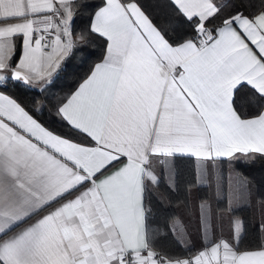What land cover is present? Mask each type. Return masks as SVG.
Listing matches in <instances>:
<instances>
[{"label": "snow or ice", "instance_id": "snow-or-ice-1", "mask_svg": "<svg viewBox=\"0 0 264 264\" xmlns=\"http://www.w3.org/2000/svg\"><path fill=\"white\" fill-rule=\"evenodd\" d=\"M165 2L168 27L141 0L95 6L91 31L106 54L56 110L81 139L0 93V264H264V241L244 250L220 238L187 258L160 256L149 242L154 160L174 174L180 157L264 156V0L255 14L226 16L217 0ZM72 18V0H0V72L51 83L74 47ZM184 24L191 31H178ZM233 223L238 238L242 222Z\"/></svg>", "mask_w": 264, "mask_h": 264}, {"label": "trees", "instance_id": "trees-1", "mask_svg": "<svg viewBox=\"0 0 264 264\" xmlns=\"http://www.w3.org/2000/svg\"><path fill=\"white\" fill-rule=\"evenodd\" d=\"M141 2L148 5L147 10L159 26H169L168 17L171 13L166 7L165 0H141ZM98 3L99 0L72 1L74 17L72 19L71 32L73 35L78 36V42L74 44L70 55L64 60V65L60 68L58 74L49 83L52 86L50 90L29 88L16 80L6 81L5 87H3L50 130L76 139H78L77 135L57 115L56 110L61 99L65 98L75 87L76 83L88 74L92 65L101 59L105 40L89 29L90 17ZM226 3L233 7L232 12L240 9L246 15H252L261 10V0H227ZM219 22L220 19L213 21L214 24ZM178 31H191V29L190 26L184 24ZM169 34L172 39L176 38V33L170 31ZM18 56L19 47L17 46L9 61L11 66L15 64ZM242 111L248 117L254 116L256 112L255 108L249 109L247 106ZM181 160L182 183L186 189L189 186L188 179L191 177L190 185L194 181V161L190 157H182ZM221 163L222 171L228 170L227 172L233 174H241L247 184H250L254 198L261 201L264 206V156L253 153L235 154L234 157H228L222 160ZM158 180L159 183L154 184L153 188L147 187L145 192L144 204L147 209L145 225L148 239L154 249L164 257L184 258L193 254L195 250L191 246L181 244L173 235L169 226L170 221L176 215L175 206L179 199L174 190L161 178ZM197 188L198 199H203L205 193L201 192L205 188L201 186ZM220 203H218V206H220ZM230 214L238 216L242 222L241 234L238 238L240 248L248 247L249 236L252 231L249 208H233L230 210Z\"/></svg>", "mask_w": 264, "mask_h": 264}, {"label": "crops", "instance_id": "crops-1", "mask_svg": "<svg viewBox=\"0 0 264 264\" xmlns=\"http://www.w3.org/2000/svg\"><path fill=\"white\" fill-rule=\"evenodd\" d=\"M73 1V0H72ZM227 0H217V3L219 4H224L226 7L224 8V12L222 13V16H226L229 12H232V8L228 3H226ZM74 17V14H73ZM94 18V12L92 13L90 20H89V29L91 30V23ZM73 19V18H72ZM220 17H218L216 20H219ZM72 22L70 24V29H72ZM53 35L50 36L48 39V43H50L51 39H54V29L52 30ZM96 35L99 36L98 33H95ZM103 38V37H101ZM72 39L74 41V44L78 42V36L72 34ZM104 44V49L101 55V59L97 62H95L92 65V68L96 63H99L103 60V57L106 54V47H107V42L106 39ZM14 51L19 47V56L17 61L11 68H15L16 65L19 63L20 59H22L23 56V38L22 36H17L14 39ZM50 48L45 49V51H50ZM13 51V52H14ZM13 54V53H12ZM70 55V53L68 54ZM68 55L61 61L60 63V68L64 65V60L68 57ZM12 56V55H11ZM60 68L57 69L55 72L52 74L51 81L55 78V76L58 74L60 71ZM91 68V69H92ZM90 69V71H91ZM88 72V74L90 73ZM11 74V70L5 71V72H0V75H5L6 77H9ZM87 74V75H88ZM87 75L83 78L85 79ZM79 81L76 83L75 87L70 91V93L67 95L69 96L71 93H73L79 84L83 81ZM13 80V79H7L6 81ZM0 84V93H3L5 95L10 96L11 98L15 99L14 96H12L10 93L7 92L3 87H5V83ZM29 88H33L36 90H40L41 88L43 90H50L52 86L49 85V83L46 82H36L33 83L32 85H26ZM66 96V97H67ZM65 97V98H66ZM55 99V98H54ZM64 100L61 99V101ZM17 101V100H16ZM60 101V103H61ZM20 103L19 101H17ZM59 103V104H60ZM21 104V103H20ZM57 105V107L59 106ZM23 106V105H22ZM24 107V106H23ZM26 109V108H25ZM27 110V109H26ZM31 114V113H30ZM61 118V117H60ZM251 118V117H249ZM65 122V121H64ZM66 123V122H65ZM67 125V123H66ZM68 126V125H67ZM69 127V126H68ZM78 139H81L79 136H77ZM236 154H243V153H236ZM252 154V153H249ZM258 154V153H257ZM261 155V154H260ZM182 157L178 158L175 162V172L172 174L167 168H162V165L159 161L154 160L152 164V171L154 174L159 178H161L170 188H172L178 197L179 201L177 205L175 206V217L170 221L169 226L170 229L173 233V235L177 238V240L185 245V246H191L195 252L193 253L194 255L199 251L202 250V248L208 244L210 241L213 240H218L220 238L224 239H230L234 243H236L237 236L235 233V228H234V221L239 220V217L236 215H231L230 210L233 209V205L228 208L226 205V211L228 214V221H229V227H230V235L229 238H227V234L223 237H216L214 239L212 230H211V219L212 217L217 218L218 216H221V212L224 210L220 206L217 208L215 211L213 210L212 207L209 206V201L212 198L216 203H214L215 207L217 203H220L221 201L227 202L226 201V188H227V175L228 170L222 171V163L221 161L228 158V157H220V158H214L212 160H198L195 157H190L194 161V175L197 179L198 182H200V176L202 171L210 170L213 172V186L212 189H209L208 183H205V188L206 192L204 194L203 199H198V197H195L193 192L187 190L184 188L183 183H182ZM224 168V166H223ZM224 170V169H223ZM224 174V175H223ZM234 178H236L235 184L231 188L232 192V204H239V207H248V203L252 202L255 203L256 206H260L262 204L261 201L256 200L254 198V195L252 193V190L250 188V184L245 181L244 177H242L240 174H232ZM146 185L148 188L152 187L153 188V183L150 181H146ZM263 205V204H262ZM238 208V207H234ZM249 214H250V221H251V226H252V231L249 236V241H248V247H242L241 249L244 250H255L258 249L264 241V221H255L253 220V217L251 213L253 212L252 206H249ZM215 209V208H214ZM192 210V212L190 211ZM213 212V216H212ZM260 216H258V219L264 220V213L261 212ZM192 232V235L194 237V240L192 241L191 237L189 236L190 233ZM241 234V232H240ZM239 234V236H240ZM155 250V249H154ZM157 251V250H156ZM193 255V256H194Z\"/></svg>", "mask_w": 264, "mask_h": 264}, {"label": "rangeland", "instance_id": "rangeland-1", "mask_svg": "<svg viewBox=\"0 0 264 264\" xmlns=\"http://www.w3.org/2000/svg\"><path fill=\"white\" fill-rule=\"evenodd\" d=\"M10 77V76H9ZM233 173L228 172L227 175V179H226V183H227V188H226V201L227 202H221L220 203V207L222 209H224L221 212V216H218L217 218L212 217L211 219V230L214 236V239L216 237H223L227 234V238H229L230 235V227H229V219H228V214L226 211V205L228 206V208H230L231 205H233L234 207H239V204H232V192H231V188L232 186L235 184L236 182V178H234L232 176ZM241 175V174H240ZM242 176V175H241ZM213 172L210 170H206V171H202L201 176H200V182L197 181L195 175H194V181L193 184L190 185L191 182V177L188 179V185L187 186V190L193 192V194L195 195V197H197L198 195V186L204 187L205 188V183H208L209 189H212L213 186ZM200 190V189H199ZM203 191L201 193H205L206 192V188L202 189ZM214 203H216L212 198L209 201V206L213 208V210L215 211L217 208H219L218 203L216 204V207L214 205ZM252 206L253 208V212L251 213L253 220L255 221H264L262 219H258V216H260V214H262L261 212L264 213V206L261 204L260 206H256L255 203L249 202L248 203V207ZM215 208V209H214ZM192 212V210H190ZM212 216H213V212H212ZM192 239V241L194 240V237L192 235V232L189 235ZM190 255H194V254H190ZM189 256V255H188Z\"/></svg>", "mask_w": 264, "mask_h": 264}, {"label": "built area", "instance_id": "built-area-1", "mask_svg": "<svg viewBox=\"0 0 264 264\" xmlns=\"http://www.w3.org/2000/svg\"><path fill=\"white\" fill-rule=\"evenodd\" d=\"M50 38L49 35H46L45 37V41H43L42 43H48V39ZM156 251V250H155ZM157 253H159L160 256H163L160 252L156 251ZM192 255H189V256H186L184 258H187V257H191ZM164 257V256H163Z\"/></svg>", "mask_w": 264, "mask_h": 264}, {"label": "water", "instance_id": "water-1", "mask_svg": "<svg viewBox=\"0 0 264 264\" xmlns=\"http://www.w3.org/2000/svg\"><path fill=\"white\" fill-rule=\"evenodd\" d=\"M10 77H11V74H10Z\"/></svg>", "mask_w": 264, "mask_h": 264}]
</instances>
